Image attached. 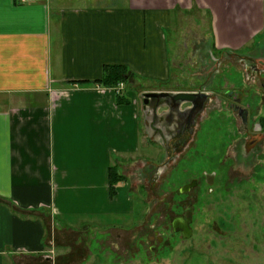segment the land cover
<instances>
[{
    "label": "crops",
    "instance_id": "1",
    "mask_svg": "<svg viewBox=\"0 0 264 264\" xmlns=\"http://www.w3.org/2000/svg\"><path fill=\"white\" fill-rule=\"evenodd\" d=\"M194 2L211 15L217 52L247 55L261 45L264 0H122L54 10L50 0H0V264H76L57 248L59 233L102 236L123 227L118 218L132 225L125 173L139 162L140 108L126 88L117 94L116 85L93 82L106 66H125L128 81L169 84L166 31L172 14ZM166 125L172 129V118ZM49 216L62 229L51 258ZM92 263L87 256L80 264Z\"/></svg>",
    "mask_w": 264,
    "mask_h": 264
},
{
    "label": "rangeland",
    "instance_id": "2",
    "mask_svg": "<svg viewBox=\"0 0 264 264\" xmlns=\"http://www.w3.org/2000/svg\"><path fill=\"white\" fill-rule=\"evenodd\" d=\"M50 2L54 10L116 6L122 0ZM211 28V15L196 3L189 11L173 13L172 28L166 31L170 83L162 86L139 78L125 83L137 99L142 119L139 162L125 173L134 191V220L124 226V220L118 218L117 225L123 227L104 230L102 236L94 231L91 235L59 233L64 243L57 248L61 253L71 252L76 264L87 256L92 264H264V155L256 157L257 147L245 158L244 167L232 165L228 170L230 153L237 151L232 147L241 135H249L258 146L260 141L264 144V131L259 124L256 130L252 125H263L264 119L260 92L264 94V33L257 39L261 45H252L249 54L231 55L214 49ZM154 88L174 93L207 91L210 100L207 112L202 113L207 119L183 134L169 133L166 104L157 107L156 117L143 105V93ZM239 97H245L240 107L249 111L247 128L232 107ZM210 150H220L221 155ZM143 160L154 164L146 167ZM213 171L218 173V184H199L189 192L182 191L192 177L201 179L205 172ZM178 215H189V237L171 228ZM58 230L61 227L49 216L45 255L50 258L55 251L60 253L56 248Z\"/></svg>",
    "mask_w": 264,
    "mask_h": 264
},
{
    "label": "flooded vegetation",
    "instance_id": "3",
    "mask_svg": "<svg viewBox=\"0 0 264 264\" xmlns=\"http://www.w3.org/2000/svg\"><path fill=\"white\" fill-rule=\"evenodd\" d=\"M264 84V83H263ZM198 93L199 92H205L207 93V91L205 90H200V91H197ZM262 93V99H264V94H263V91H260ZM233 94L231 93L229 96H232ZM210 97V95H209ZM210 100V98H209ZM208 100V102H209ZM242 104V100L241 98H234V102H233V109L235 111H238V114L240 115V110H241V107L240 105ZM189 105H187L188 107ZM208 105L206 104L205 105V109L203 110V112H207L206 111V107ZM244 109V108H243ZM202 112V113H203ZM202 113L200 115H198L197 117H193L192 115V112H189L188 114H186V117L184 118V120H182L181 122V133L183 134L184 132H186L187 130L188 131H191L192 130V127L194 126H197V127H200L201 124L203 123V121L205 119H207L205 116L202 115ZM202 116V117H201ZM177 123H178V120H180L182 117L177 115ZM249 111H248V117L247 119L244 120V118L240 115V120L244 126V128H247L251 123L249 122ZM254 126V128L256 126H258V124L254 123L252 124ZM260 126V131H264L263 127L261 126V123L259 124ZM175 128H177V125H174ZM256 130V128H255ZM242 137H240L237 142H235L234 146L232 148H236L237 151H234L230 154L233 155V157L231 156L232 160H230V163L229 166H228V170L231 169L233 166V168H237V166L239 167H244L246 164L245 162V158L246 157H249L251 156V151H255V149H257L258 147V151L259 153L256 155L257 156H261V155H264V144H261V141L258 143L259 146L256 144V142L250 140V136L248 135L249 138L247 137H244V135H241ZM230 142V141H229ZM229 145V143H227ZM226 145V146H228ZM254 146V147H253ZM253 147V148H252ZM231 148V149H232ZM212 151V150H210ZM220 150H217L216 151H212V154L213 155H221V153H219ZM233 165V166H232ZM256 166V165H255ZM218 173L217 172H205V174H203V177L200 179V178H197V177H192V179L190 181H187L185 183V185L183 186V190L184 192H189L190 190H192L193 187H198L199 184H207V185H213V184H218V177H217ZM189 215L186 216V217H183L182 215H178L174 218V220L172 221L171 223V228H173V230H177V229H182L183 226H184V220H189ZM191 221V220H190ZM190 228H191V222H190ZM178 234H180L181 236H183L182 232H177ZM157 239L159 240L158 237H154V239Z\"/></svg>",
    "mask_w": 264,
    "mask_h": 264
},
{
    "label": "water",
    "instance_id": "4",
    "mask_svg": "<svg viewBox=\"0 0 264 264\" xmlns=\"http://www.w3.org/2000/svg\"><path fill=\"white\" fill-rule=\"evenodd\" d=\"M209 94L205 92H145L143 93V105L147 107V109L152 110L156 117V109L158 106L162 104H166V106L170 109L167 119H171L174 122V125H177V128L174 126L172 129H169V133L173 131L181 133V122L186 117V114L192 112L193 117H197L200 115L205 109V105L208 103ZM154 103V105H153ZM183 104H188L189 107L186 110L182 111L181 107ZM177 113H180L182 118L178 120L177 123ZM240 115L245 119L248 117V110L241 108ZM167 126V125H166ZM190 219L184 220V226L182 229L175 230L176 232H182L185 237H189L191 235L190 228Z\"/></svg>",
    "mask_w": 264,
    "mask_h": 264
},
{
    "label": "trees",
    "instance_id": "5",
    "mask_svg": "<svg viewBox=\"0 0 264 264\" xmlns=\"http://www.w3.org/2000/svg\"><path fill=\"white\" fill-rule=\"evenodd\" d=\"M214 47V46H213ZM131 77L130 71L125 66H106L104 68V76L101 80L93 82L94 85H101L104 87H112L117 85L118 83L124 82L126 83L128 79ZM86 82L80 83L85 84ZM264 125V119H263ZM261 126L264 129V126ZM115 181L121 180V176L117 174V171L114 172ZM114 192V190H113Z\"/></svg>",
    "mask_w": 264,
    "mask_h": 264
},
{
    "label": "built area",
    "instance_id": "6",
    "mask_svg": "<svg viewBox=\"0 0 264 264\" xmlns=\"http://www.w3.org/2000/svg\"><path fill=\"white\" fill-rule=\"evenodd\" d=\"M125 90V83L121 82L118 83L115 87H114V91L117 94H121L123 91Z\"/></svg>",
    "mask_w": 264,
    "mask_h": 264
},
{
    "label": "bare ground",
    "instance_id": "7",
    "mask_svg": "<svg viewBox=\"0 0 264 264\" xmlns=\"http://www.w3.org/2000/svg\"><path fill=\"white\" fill-rule=\"evenodd\" d=\"M153 105H154V103H153ZM177 115L181 116V114H180V113H177ZM181 117H182V116H181Z\"/></svg>",
    "mask_w": 264,
    "mask_h": 264
}]
</instances>
